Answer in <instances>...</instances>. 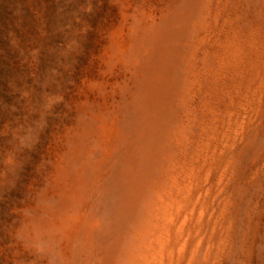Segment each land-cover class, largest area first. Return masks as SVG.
Masks as SVG:
<instances>
[{
  "label": "rangeland",
  "instance_id": "obj_1",
  "mask_svg": "<svg viewBox=\"0 0 264 264\" xmlns=\"http://www.w3.org/2000/svg\"><path fill=\"white\" fill-rule=\"evenodd\" d=\"M0 264H264V0H0Z\"/></svg>",
  "mask_w": 264,
  "mask_h": 264
}]
</instances>
